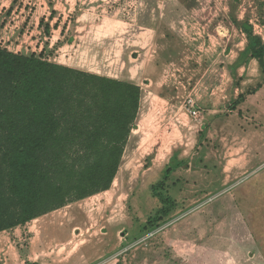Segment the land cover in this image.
<instances>
[{"label":"rangeland","instance_id":"1","mask_svg":"<svg viewBox=\"0 0 264 264\" xmlns=\"http://www.w3.org/2000/svg\"><path fill=\"white\" fill-rule=\"evenodd\" d=\"M257 38L264 0H0L3 48L142 90L111 188L1 231L0 264H264Z\"/></svg>","mask_w":264,"mask_h":264},{"label":"trees","instance_id":"2","mask_svg":"<svg viewBox=\"0 0 264 264\" xmlns=\"http://www.w3.org/2000/svg\"><path fill=\"white\" fill-rule=\"evenodd\" d=\"M251 43L264 74V44ZM141 95L134 82L0 46V232L109 190Z\"/></svg>","mask_w":264,"mask_h":264},{"label":"crops","instance_id":"3","mask_svg":"<svg viewBox=\"0 0 264 264\" xmlns=\"http://www.w3.org/2000/svg\"><path fill=\"white\" fill-rule=\"evenodd\" d=\"M253 94H251V97L255 98L257 118L264 122V95H263L264 94V90L262 89L261 91L257 92V94H255V95H253ZM247 102H249V101L246 100V98H245V100L242 103H240L239 110H243L244 108H246L248 106ZM259 134H260L261 142H263L264 131L258 133V135ZM38 218H36L34 220H37Z\"/></svg>","mask_w":264,"mask_h":264},{"label":"built area","instance_id":"4","mask_svg":"<svg viewBox=\"0 0 264 264\" xmlns=\"http://www.w3.org/2000/svg\"><path fill=\"white\" fill-rule=\"evenodd\" d=\"M192 108H193L192 113L197 115L198 111H197V109H195V105L194 104L192 105Z\"/></svg>","mask_w":264,"mask_h":264}]
</instances>
